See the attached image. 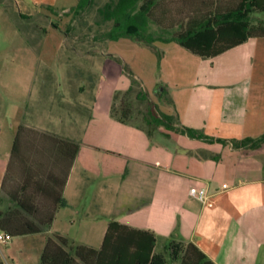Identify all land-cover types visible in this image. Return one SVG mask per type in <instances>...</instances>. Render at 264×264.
<instances>
[{
	"label": "crops",
	"instance_id": "obj_1",
	"mask_svg": "<svg viewBox=\"0 0 264 264\" xmlns=\"http://www.w3.org/2000/svg\"><path fill=\"white\" fill-rule=\"evenodd\" d=\"M160 43L164 45L162 71L167 76L164 86L173 100L172 112L179 115L181 124L227 140L257 138L264 133V36L250 37L210 58L190 50L192 54L183 49L172 50L173 42ZM96 102L95 98L84 119L87 136L92 126L103 123L127 135L120 140L122 143H113L112 135L105 145L70 135L68 131L78 130L79 120L71 115L65 120L58 111L50 120H56L59 129L40 127L81 144L65 187V205L59 208L51 227L34 234L41 237V250L48 236H71L57 225L60 218L70 228L77 224L85 228L95 225L90 217L93 211L80 209L97 203L84 200L88 192L86 178L110 181L109 188L114 186V194L119 197L121 187L140 177V199L116 210L124 215L121 219L105 212L107 194L102 191L97 205L99 212L106 215L101 221L103 234L110 219H117L153 230L157 240L162 237L169 242H193L217 264H264V175L259 174L264 169V142L256 147L249 144L236 148L229 141L209 142L163 127L161 130L169 132L171 138L152 142L143 130L115 120L111 108L105 117L100 116ZM20 123L29 125L25 120ZM16 131L7 132L0 127V195L4 194L1 182ZM121 161L126 162L125 167ZM135 167L140 169V176L134 173ZM190 187L206 188L209 199L201 201L192 196ZM118 204L114 201L113 208ZM137 210L140 218L129 215ZM71 211L84 215L77 221ZM89 238L80 244L93 245Z\"/></svg>",
	"mask_w": 264,
	"mask_h": 264
},
{
	"label": "trees",
	"instance_id": "obj_2",
	"mask_svg": "<svg viewBox=\"0 0 264 264\" xmlns=\"http://www.w3.org/2000/svg\"><path fill=\"white\" fill-rule=\"evenodd\" d=\"M92 3L78 0L70 11L81 14ZM256 12L264 13V0H109L98 13L101 23L111 22V26L96 38H131L150 46L158 41L175 42L210 58L250 37L264 36V20L255 22ZM158 94L173 105L166 86ZM141 102L145 109L140 111L137 104ZM111 115L143 130L152 142L171 138L161 127L209 142L229 141L236 148L264 142V133L257 138L227 140L181 124L176 112L159 109L135 77L127 89L114 92ZM80 149V142L72 138L18 125L1 182L0 230L16 237L51 227L59 208L65 205V187ZM156 246L153 230L110 219L100 247L70 245L67 237L56 233L47 237L38 264H217L193 242L174 239L161 251Z\"/></svg>",
	"mask_w": 264,
	"mask_h": 264
},
{
	"label": "rangeland",
	"instance_id": "obj_3",
	"mask_svg": "<svg viewBox=\"0 0 264 264\" xmlns=\"http://www.w3.org/2000/svg\"><path fill=\"white\" fill-rule=\"evenodd\" d=\"M107 1L93 0L85 12L75 14L70 8L78 0H44L42 3L34 0H0V127L3 130L15 131L19 122L25 120L32 128L52 132L42 128L53 126L59 129L54 120L58 111L65 120L67 115L78 118V130L68 131L70 135L102 145L109 144V136L112 135L113 143H122L120 140L126 139L127 135L110 129L108 125L97 123L96 127L90 128L87 136V128L83 124L95 98L98 113L105 117L110 111L114 92L127 89L132 77L142 83L160 110L172 112L167 98L162 100L158 94V87L165 85L167 77L166 72L162 71L164 45L157 42L156 48L131 38H96L111 26V22L101 23L98 13V8ZM255 18L264 20V13H254ZM172 46V50L183 49L192 54L178 43L173 42ZM137 108L144 110L145 104L138 103ZM53 114L54 119L51 117L50 120ZM120 165L125 167L126 162L121 161ZM135 168L134 173L140 176V169ZM259 174L264 175V169ZM109 182L85 179L88 192L84 200L97 203L80 209L93 211L90 215L95 222L93 228L78 224L70 228L65 220L59 219L57 225L71 235L67 237L70 245L80 244L92 236L88 240L92 241L91 246H101L104 236L101 221L106 215L99 212L97 204L102 200L104 191L107 194L105 212L117 219L124 217L116 213L117 209L123 208L129 201L140 199V177L121 187L119 197L114 194V186L109 188ZM111 183L115 184V181ZM114 201H119L115 208ZM62 211L61 214L65 212ZM70 215L79 221L84 214L71 211ZM129 215L140 218V210ZM72 235L78 238H72ZM40 238V235L34 234L13 237L2 246L3 264H38L42 252ZM168 242L159 237L156 250H163Z\"/></svg>",
	"mask_w": 264,
	"mask_h": 264
},
{
	"label": "built area",
	"instance_id": "obj_4",
	"mask_svg": "<svg viewBox=\"0 0 264 264\" xmlns=\"http://www.w3.org/2000/svg\"><path fill=\"white\" fill-rule=\"evenodd\" d=\"M189 193L201 201H207L210 197L208 190L202 187H190ZM12 238L13 236L9 232L0 230V254L3 253L2 246L8 244Z\"/></svg>",
	"mask_w": 264,
	"mask_h": 264
},
{
	"label": "water",
	"instance_id": "obj_5",
	"mask_svg": "<svg viewBox=\"0 0 264 264\" xmlns=\"http://www.w3.org/2000/svg\"><path fill=\"white\" fill-rule=\"evenodd\" d=\"M141 264H144V263H141Z\"/></svg>",
	"mask_w": 264,
	"mask_h": 264
}]
</instances>
